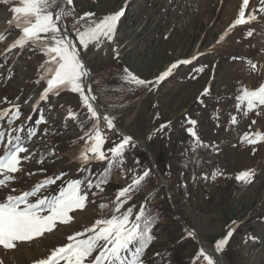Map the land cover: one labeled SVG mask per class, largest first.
I'll return each mask as SVG.
<instances>
[{
    "label": "rangeland",
    "instance_id": "obj_1",
    "mask_svg": "<svg viewBox=\"0 0 264 264\" xmlns=\"http://www.w3.org/2000/svg\"><path fill=\"white\" fill-rule=\"evenodd\" d=\"M241 2L74 0L78 15L94 12L97 18L121 7L126 8L110 52L97 55L96 49L90 46L81 55L91 71L92 92L97 96L98 110L115 116V124L135 140L145 142L155 158L154 166L139 144L131 153V156L140 158L144 168L152 169V175L130 204H136L138 211L140 202L154 193L150 205L160 214L159 223L153 229L156 239L146 260L153 252H162L166 257L164 264L168 261L170 264H192L200 246L194 237L184 233V222L213 249L215 242L234 227L229 243L220 252L223 263L264 264V143L256 145L257 151L253 154V146L240 141L246 131H264V115L258 116L253 112L243 116L235 108V96L241 86L251 89L264 83V19L251 25L256 29L252 38L246 35L249 30L247 25L229 29L231 23L228 24V14L223 11L239 9ZM17 3L18 0L9 4L0 2V32L8 28L7 21L14 15L10 9ZM256 3L258 0H252L250 7ZM67 23L71 29V18ZM226 30L229 35L216 46L219 36ZM19 34V30L13 27L6 39L0 41V52ZM71 35L74 37L75 33ZM110 44L107 43V46L110 47ZM116 45L120 52L118 60L112 51ZM18 51L13 50L7 63L0 57V63L4 64L0 67V99L7 97L13 101L17 96L21 97L23 115L17 124L25 122L29 116L32 119L27 122L33 123L39 118L41 110H47L51 105L50 113L46 112L47 123L39 126L41 132L49 127L50 134L31 146L30 151L37 152L36 158L22 162L24 171L17 174L19 179L12 187L26 190L44 176L61 171L67 173L63 178L65 181L79 178L81 174L77 169L80 165L73 161V157L82 147L83 142L78 138L83 132L75 121L65 123L64 117L71 109L87 121V110L81 107L78 94L69 90L50 96L48 101H40L39 96L46 82L36 85L34 81L41 74L39 65L46 57L29 49L17 56L15 53ZM199 53L202 55H197ZM194 55L197 58L191 59ZM185 59H190L191 63L181 64L152 91L130 86L121 80L124 68L142 79L155 80L172 63ZM247 60L257 63L260 70L251 72ZM201 66H204L203 72L199 71ZM9 68L13 70L11 79L7 78ZM205 87H209L211 93L203 97L205 106H202L198 98ZM35 104H39L37 110L32 109ZM216 113H219L218 119L215 118ZM230 115H237L236 125L230 124ZM189 117L198 121L197 133L209 147L191 150L193 140L186 131L189 126L186 119ZM253 119L256 124L250 129ZM161 124L168 126L157 132ZM88 127L90 125L86 124L84 130ZM100 127L109 136L106 147H111L113 141H119L114 131L108 132L103 119ZM53 131L55 134H51ZM150 135L152 139H149ZM53 149L55 156L48 157L43 165L36 163L41 152ZM126 166H133L130 158ZM41 167L46 172L40 173ZM103 167L100 163L92 165L93 171ZM247 169L255 172L250 184L236 179L240 172ZM30 172L37 174L28 175ZM204 174L208 175L207 179ZM213 174H216L215 178ZM125 182L120 171L114 172L105 193L84 210H76L75 220L70 226L61 227L59 231L46 234L32 243H21L13 250L0 247V259L4 264H33L35 259L46 256L52 248L67 243V236L73 232L82 230L83 226L90 225L101 215H109L110 209L102 212L99 204H110L116 190ZM60 183L57 181L49 191L54 193ZM7 192L8 189L0 191V200ZM199 264H204L203 258Z\"/></svg>",
    "mask_w": 264,
    "mask_h": 264
},
{
    "label": "snow or ice",
    "instance_id": "obj_2",
    "mask_svg": "<svg viewBox=\"0 0 264 264\" xmlns=\"http://www.w3.org/2000/svg\"><path fill=\"white\" fill-rule=\"evenodd\" d=\"M4 4L12 3V0H0ZM252 0H242L238 14L229 26L235 29L237 26L247 25L249 30L247 37L256 35V29L251 25L264 19V0H258L254 7H250ZM13 17L7 21L8 28L0 32V41L6 39L13 27L20 34L2 52L4 63L13 54L21 55L25 49L39 51L46 59L39 65L40 75L34 81L36 85L46 82V86L40 93V101H48L50 96H58L63 90H69L78 94L81 107L87 110V121L80 118V114L68 109L64 117L65 123L75 121L83 132L78 139L82 141V147L73 161L80 167L77 172L80 177L64 180L67 173L46 175L43 179L34 183L26 190L12 187L18 181V173L24 171L22 162H28L36 158V150L30 148L38 140H42L50 134L49 127L40 131L39 126L46 124V112L50 113L51 105L47 110H41L40 116L29 124L32 117H27L25 122L17 124L23 115L20 104L21 97L9 101L7 97L0 99V191L8 189L5 197L0 200V247L4 250H13L21 243H32L44 238L46 234L59 231L61 227L70 226L74 220L76 210H84L89 203H95L96 198L105 193L106 186L112 182L113 173L120 171L125 179V185L119 187L109 203H100L99 208L110 209L107 216L101 215L90 225L83 226L82 230L73 232L67 236V243L52 248L46 256L37 258L33 264H164L166 257L162 252H153L148 256L149 249L156 237L153 229L159 223L160 214L150 205L154 193L149 194L139 204H130L134 196L145 186L151 178L152 169L144 168L138 156H131L132 151L140 143L132 136L126 135L117 128L115 116L99 111L97 96L92 94L91 71L82 59V51L86 52L90 46L101 48L106 42L115 45V38L121 18L124 17L126 8L97 18L94 12H85L78 15L74 0H18L16 6L11 7ZM71 18V29L67 20ZM75 33V36L71 35ZM229 32L222 33L216 46L222 43ZM114 58L119 59V46L112 48ZM197 55H202L199 53ZM194 55L191 59H196ZM234 60L238 59L233 57ZM15 63V61H13ZM191 63L190 59L179 60L172 63L168 69L158 75L155 80H145L128 68L123 69L121 80L134 87H145L148 91L156 88L160 82L171 76L181 64ZM249 70L253 73L260 70V66L252 60L246 61ZM4 64L0 63V67ZM204 66L199 71L203 72ZM13 70L9 68L7 78L11 79ZM211 93L209 87H205L200 93L198 102L204 105L203 97ZM237 101L235 108L243 116L255 112L256 115H264V83L258 87L249 89L241 86L239 94L235 96ZM25 104L28 101L25 100ZM63 107V106H62ZM39 104L32 105L37 110ZM219 118V113L215 114ZM103 119L108 132H115L119 141H113L111 147H106L109 136L101 129ZM187 133L193 140L192 151L200 147H209L201 141L196 126V119L187 118ZM238 123L237 115H230V124ZM86 124L90 125L85 131ZM256 124L253 119L249 128ZM167 124H161L157 132L163 131ZM51 134H55L53 131ZM152 139V136H149ZM244 145L253 146L252 153L257 151L256 145L264 143V131H246L240 137ZM211 147H215L212 145ZM55 150L41 152L36 163L43 165L48 157L55 156ZM133 161L132 167H127V160ZM100 163L102 169L93 171L92 165ZM40 173L46 172L41 167ZM129 173H131L129 177ZM36 175V172L27 173ZM216 174H213L215 178ZM255 176L253 169L240 172L236 179L245 184L252 183ZM207 179L208 175L204 174ZM61 181L57 190L52 193L50 188ZM48 193V194H45ZM235 222H233L234 224ZM186 234L195 237V232L185 229ZM235 228L227 231L226 235L215 242L213 250H206L201 244L197 254L193 257L192 264H199L203 258L204 264H218L216 253H220L229 243ZM255 239V237H250ZM0 264H4L0 259ZM170 264V261L167 262Z\"/></svg>",
    "mask_w": 264,
    "mask_h": 264
},
{
    "label": "bare ground",
    "instance_id": "obj_3",
    "mask_svg": "<svg viewBox=\"0 0 264 264\" xmlns=\"http://www.w3.org/2000/svg\"><path fill=\"white\" fill-rule=\"evenodd\" d=\"M240 1V0H239ZM240 3V2H239ZM242 3V2H241ZM235 5V4H234ZM239 7V6H238ZM224 8V6L222 7V9ZM237 8V7H236ZM226 10V11H225ZM223 12H224V14H228V18L229 19H227L229 22H228V24L229 23H231L232 24V22H233V20L235 19V17H236V15L238 14V10L239 9H235V10H233L232 9V11H230V12H228L227 11V9H225ZM227 17V16H226ZM225 19V18H224ZM123 22V21H122ZM121 24V23H120ZM119 24V25H120ZM230 29V28H229ZM111 47H112V44H110V47H108L107 46V42L101 47V48H99V49H96V54L97 55H105V54H107V52H110V50H111ZM95 54V53H94ZM84 61H85V63H86V60L84 59ZM92 94H93V92H92ZM97 103V102H96ZM98 104V103H97ZM99 105V104H98ZM100 107V106H99ZM117 126V125H116ZM120 130H121V132L122 133H124V134H126L127 135V133L126 132H123L124 130H122L119 126H117ZM145 143V142H144ZM196 232V231H195ZM197 233V232H196ZM198 234V233H197ZM198 236H199V234H198ZM200 237V236H199ZM203 243H204V241H202ZM205 244V247L206 248H208V249H212L213 250V248H211V247H209V246H207V244L206 243H204ZM221 264H224L223 263V258H222V262H221Z\"/></svg>",
    "mask_w": 264,
    "mask_h": 264
},
{
    "label": "water",
    "instance_id": "obj_4",
    "mask_svg": "<svg viewBox=\"0 0 264 264\" xmlns=\"http://www.w3.org/2000/svg\"><path fill=\"white\" fill-rule=\"evenodd\" d=\"M82 59L84 60V57L82 56ZM98 109H100V107L98 108ZM118 128V127H117ZM119 129V128H118ZM120 130V129H119ZM120 132H121V130H120ZM137 141H139L140 143H139V145H141L143 148H144V150L147 152V154L149 155V157H150V159H151V162H152V164L155 166V158H154V155H153V153L151 152V150L149 149V147L142 141V140H137ZM159 172V171H158ZM160 173V172H159ZM161 177H162V175H161ZM183 224H184V226H185V228H187V229H191V228H189L184 222H183ZM192 230V229H191ZM194 231V230H193ZM195 232V231H194ZM195 239H196V241L198 242V244H199V246H201V244H203V246L205 247V244L202 242L203 240H202V238L201 237H199L198 236V234L195 232ZM205 249L206 250H212V249H208V248H206L205 247ZM216 255V259H217V262H218V264H221V262H222V256H221V254L220 253H216L215 254Z\"/></svg>",
    "mask_w": 264,
    "mask_h": 264
},
{
    "label": "trees",
    "instance_id": "obj_5",
    "mask_svg": "<svg viewBox=\"0 0 264 264\" xmlns=\"http://www.w3.org/2000/svg\"><path fill=\"white\" fill-rule=\"evenodd\" d=\"M184 233L186 234V232L184 231Z\"/></svg>",
    "mask_w": 264,
    "mask_h": 264
}]
</instances>
